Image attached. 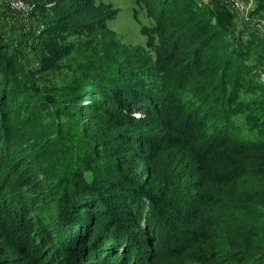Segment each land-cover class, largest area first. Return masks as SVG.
Masks as SVG:
<instances>
[{
  "label": "trees",
  "instance_id": "obj_1",
  "mask_svg": "<svg viewBox=\"0 0 264 264\" xmlns=\"http://www.w3.org/2000/svg\"><path fill=\"white\" fill-rule=\"evenodd\" d=\"M42 1L48 40H103L56 129L0 57V264H264L257 30L230 39L216 0H134L145 40L129 48L98 0ZM88 110L112 120L89 133L75 118Z\"/></svg>",
  "mask_w": 264,
  "mask_h": 264
},
{
  "label": "rangeland",
  "instance_id": "obj_2",
  "mask_svg": "<svg viewBox=\"0 0 264 264\" xmlns=\"http://www.w3.org/2000/svg\"><path fill=\"white\" fill-rule=\"evenodd\" d=\"M30 5H41L42 0H23ZM101 4L108 7L112 14V19L107 22V29L126 47L134 48L144 43L145 37L140 33V26L134 16L137 6L134 0H98ZM217 5L222 7L221 12H227L230 20L227 27L230 31L229 38H241L247 40L245 32L257 30L260 39L264 41V19L261 17L264 11H260V6L264 0H239L243 9L236 12L229 5V0H216ZM203 5L210 4L209 0H204ZM210 10H216V6L209 5ZM141 10V9H139ZM39 12V11H38ZM142 18V10L137 13ZM45 12L40 11L39 15L31 16L29 22H21L16 14L9 8L5 0H0V57L9 58L13 64L14 72L18 78L27 82L29 90L36 97L37 101L45 103L50 110L48 120L52 129L62 126V120L56 108L61 102L64 90L69 86L73 78L76 65L81 61L84 53L94 52V39L103 40L93 35L91 38L84 35L64 36L55 40H48L45 37V22L43 20ZM216 22V20H215ZM239 34V35H238ZM264 43L246 59L248 65L253 66L259 75V80L264 83L263 66L255 65L258 59L262 58ZM262 52V53H261ZM44 70L43 72L40 70ZM65 107L64 101L61 103ZM72 110V109H70ZM96 112L86 111L85 113L75 114L79 125L91 129L107 124L112 120L105 116H99ZM138 117V116H136ZM63 118V116H62ZM103 118V119H102ZM264 119V117H263ZM74 136L76 132L72 129ZM74 143V141H73ZM72 143V144H73ZM70 152H67L68 161Z\"/></svg>",
  "mask_w": 264,
  "mask_h": 264
},
{
  "label": "built area",
  "instance_id": "obj_3",
  "mask_svg": "<svg viewBox=\"0 0 264 264\" xmlns=\"http://www.w3.org/2000/svg\"><path fill=\"white\" fill-rule=\"evenodd\" d=\"M5 2L21 22H29L31 12L34 7L33 5H30L23 0H5ZM229 5L231 9L236 12L243 9V5L239 0H229Z\"/></svg>",
  "mask_w": 264,
  "mask_h": 264
}]
</instances>
